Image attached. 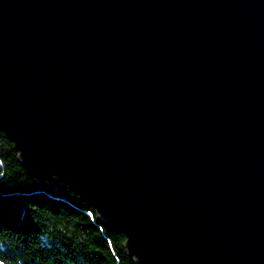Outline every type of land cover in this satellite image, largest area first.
Returning a JSON list of instances; mask_svg holds the SVG:
<instances>
[{"label":"water","instance_id":"water-1","mask_svg":"<svg viewBox=\"0 0 264 264\" xmlns=\"http://www.w3.org/2000/svg\"><path fill=\"white\" fill-rule=\"evenodd\" d=\"M0 129L136 264H264V0H0Z\"/></svg>","mask_w":264,"mask_h":264},{"label":"trees","instance_id":"trees-1","mask_svg":"<svg viewBox=\"0 0 264 264\" xmlns=\"http://www.w3.org/2000/svg\"><path fill=\"white\" fill-rule=\"evenodd\" d=\"M70 187L29 176L0 129V264H136Z\"/></svg>","mask_w":264,"mask_h":264}]
</instances>
